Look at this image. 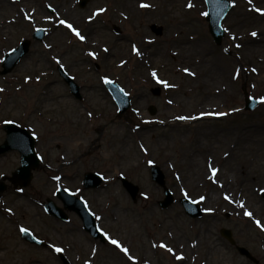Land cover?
I'll use <instances>...</instances> for the list:
<instances>
[{
	"label": "rangeland",
	"instance_id": "1",
	"mask_svg": "<svg viewBox=\"0 0 264 264\" xmlns=\"http://www.w3.org/2000/svg\"><path fill=\"white\" fill-rule=\"evenodd\" d=\"M5 1L12 4L14 20L5 30L7 35H3L4 30L0 29V61L4 52L15 47L20 40L31 39L32 29L44 27L46 36L41 42L32 40L28 55L11 73L0 75V124L12 120L32 131L37 137L36 151L41 158L40 167L33 171L34 176L26 187L14 186L4 180L8 188L0 194V264H11L16 258L18 261L14 264H29L31 259H37L38 264H63L60 254L70 264H202L210 248L221 253V264H264V215L256 211L258 217L263 218L256 227V223L239 216L229 204L241 198L239 191L245 194L239 183L244 176L240 174L242 178L235 182V188L240 187L237 190L233 185L230 190L217 189L212 184L214 178L207 174L209 168L205 166L198 177H194L197 184L192 185L184 176L186 165L182 158L184 153L193 149L197 159H202L204 153L192 147L193 143L212 145L214 141H222L227 145L234 133L245 127L260 126L264 131V99H261L264 97V78L252 75L247 63L250 54L237 47L251 39L258 24H263L264 30V23L257 22V19L255 23L252 19H264V12L258 16L255 11L256 8L264 10V0H252L251 3L249 0H230L232 7L221 25L224 37L220 44H215L208 31L204 0H201L203 12L194 7L183 14L180 12L185 25L192 27H189L191 37L207 43L212 56L219 62L229 60L227 71L231 77L229 89L225 91L213 90L218 88V79H192L184 75L182 68L187 66L186 63L174 56L170 49L180 44L177 42L185 31L177 29L179 17L173 18L170 13L158 9L147 13L144 7L136 9L135 5L133 13L129 9L115 8L114 0H88L80 8L78 0H67L64 6L71 5L69 14L73 12L78 21L73 27L81 35L87 24L85 19L90 17L91 27L102 30L99 32L101 43L93 49L85 46V42L65 26L68 23H60L65 21L58 18L64 16L61 0H36L33 9H27L25 13L17 0ZM154 4L158 5V2ZM101 8L105 11L98 12ZM237 12L241 15H236ZM226 21L234 22L230 26L231 32H228ZM236 21L243 27L241 34L234 36ZM151 24L161 26L163 34H153ZM114 25L121 29L120 34L114 31ZM55 31H58L57 37ZM142 32L146 33L148 40L141 45ZM91 38L93 40L94 36H89ZM118 45L131 50L123 63H119V57L114 55ZM133 45L139 51L140 48L146 51V65L144 59L133 51ZM57 63L68 69L81 86V100L71 96L57 75ZM149 70L156 71L158 79L149 76ZM105 77L130 96V107L122 115L117 113ZM159 80L167 81L168 86ZM156 86L161 89L158 96L151 92ZM246 96L258 100L252 111L244 109ZM97 97L106 101L107 108L91 112L89 102ZM217 103L220 104L218 113L224 115L202 112L203 107L210 108L211 104ZM151 105L156 110L152 115L148 111ZM75 112L79 114L74 116ZM114 128L116 134H112ZM262 131L255 134H264ZM138 132L146 134L149 142L146 148L140 145ZM123 137L131 142L127 153L129 162L116 167L119 148H112V143ZM3 138L0 126V140ZM69 139L80 141V145L68 149L66 159L62 160L61 154L66 148L63 142ZM225 146L218 151L224 150ZM18 160L16 153L0 156V175L10 176L18 167ZM202 161L204 166V159ZM211 163L217 169L214 174L221 171L222 161L215 157ZM152 164L161 169L164 186L170 189L174 200L164 209L158 204L165 197L163 187L151 180ZM85 172L100 174L103 178L101 185L84 189L82 179ZM225 173L228 175L230 171ZM245 176L250 177L249 174ZM121 177L138 187L134 201L123 188ZM250 180L247 183L255 185L257 196L264 204V182ZM58 186L83 200L94 215L97 227L107 234L106 243L85 234L82 222L74 212L67 211L66 221L47 215L43 208L47 199L62 208L61 201L55 196ZM207 195L213 198L209 204L201 199H206ZM18 197L31 204L30 214L20 207L14 208L13 212L4 207ZM182 197L199 203L204 210L202 217L189 218L178 202ZM110 211L118 218L115 219ZM21 227L49 243L48 246L25 241ZM221 228L229 229L236 244L247 248L255 260L240 254L221 236ZM111 240L119 241L129 253L125 254ZM54 246L63 251L56 252ZM186 249L188 259L182 262L183 258L178 257Z\"/></svg>",
	"mask_w": 264,
	"mask_h": 264
},
{
	"label": "bare ground",
	"instance_id": "2",
	"mask_svg": "<svg viewBox=\"0 0 264 264\" xmlns=\"http://www.w3.org/2000/svg\"><path fill=\"white\" fill-rule=\"evenodd\" d=\"M10 1V0H9ZM16 1V0H12ZM36 0H17L16 3L20 4V8L22 9V12L24 11L32 10L33 4ZM61 9L64 14L63 17L58 16L60 20H65L66 23L76 25L78 21L75 19V14L71 12L69 14L71 5H68V8H65V4H67V0H61ZM158 2V5H155L154 3ZM191 3L194 8H196L199 12L204 11V7L202 6L203 3L201 0H114L115 8H123L124 10L129 9L131 12L134 13V5L136 9H140L141 4H147L149 7H144L145 11L149 13L150 11H155L158 9L160 12H166L167 14H172V17H179L180 21L177 23V29L179 28L184 29L185 33H183V36L180 38V40H183L180 42V40L175 44L171 49V53L178 59L182 60L183 63H186V67L182 68V71L184 75L188 78L196 79V78H207V79H218L220 80L217 86L218 88H213V90H228L229 89V81L231 74L227 70H229L230 62H219L215 57L212 56L211 51L208 49V44L197 40L195 37H191V26H186L185 22L183 21V17L180 15V12L182 14L185 10L190 9L188 7V4ZM10 2H6L5 0H0V17L3 19L0 20V29H3L2 31L3 35H7L6 28L9 23H11L14 20V16L12 13L13 10H11ZM191 7V8H193ZM156 14V13H155ZM241 15V13L237 12L236 15ZM256 14H260V12L256 11ZM259 16V15H258ZM6 18L7 21L4 19ZM255 20L257 19V22L264 23V19H259L258 17L252 18ZM87 20V21H86ZM94 20V19H92ZM228 21V20H227ZM225 25L229 29L228 32H231L230 26L233 25L232 22H227ZM85 22L87 23L83 30V35L85 37L84 42L85 46L91 47L93 49H97L98 44H100V33L102 30H99L98 28L91 27L92 23L89 18L85 19ZM256 23V22H255ZM254 24V23H253ZM257 25V24H256ZM263 24H258L257 28L254 29L253 32L257 33L256 36L251 35V39L244 43V45H239V48H243L248 54H250L247 57V63H249L250 71L252 72V75L257 77L258 79L264 78V30L262 29ZM59 25L56 24V27ZM235 26L237 27L233 34L234 36L241 34L242 30H240L243 27L242 23H238L236 21ZM192 28V27H191ZM58 32V31H57ZM55 31V36L57 37L58 34ZM142 36L140 37L141 45L144 44L148 40V36L145 32H142ZM89 36H94V39H89ZM96 37V38H95ZM197 40V42H195ZM124 45V44H123ZM119 47L116 48V51L114 52V55L119 57V63L124 62L126 58L129 57L131 54V50L129 48H125V46L118 45ZM238 48V49H239ZM149 49V47H148ZM108 52V51H107ZM140 59H144V65L147 64V57H146V51L140 48L139 51ZM157 54H159L161 51L158 49L156 50ZM114 57V56H113ZM158 57V56H156ZM257 65V67H256ZM188 68L189 72H185L183 69ZM150 71V70H149ZM147 71L149 76H152L153 71ZM190 73H194L195 75H191ZM205 82V81H203ZM207 87V86H206ZM54 90V89H53ZM213 92V91H212ZM92 100L89 102L88 108L91 112L101 111L103 108H107L106 101L103 98L97 97V98H91ZM220 104H211L210 108L203 107L204 110L202 112L206 113H218V108ZM77 112H75L73 115L76 116ZM262 131L260 126H253V127H245L241 130H239L236 134L234 133V138L226 145L225 142H212V145L209 144H200V143H193L192 147H195L198 151L204 153V156H201L202 159H204V166L202 159L199 160L195 156L194 152L195 150L191 149V152L184 153V156L182 157L184 159V163L186 165V170L184 171V176H186V180L189 183H192V185L197 184L195 183L194 177H198V174L202 170L203 167H208L209 170L207 171V174L209 176H212L214 178V182L212 184L217 189H225L230 190L231 186L235 185V182H239V179L242 178V175L244 176L243 181L239 182L242 187L245 189V194H242L240 192V199H236L233 202H230L229 204L232 205V208L238 213L239 216L246 217L248 222L256 223L257 227V221L259 219H263L261 217H258L256 211H261V213L264 215V204L259 199L258 190L254 188L255 185L248 184L249 178L255 182V180H262L264 182V134L256 135V131ZM117 130L114 128L112 130V134H116ZM264 133V131H262ZM254 136V137H253ZM137 139L140 143V145L144 146L145 148L147 145L149 146V142L147 141L146 134L143 132L137 133ZM115 142L112 143V148L118 147L117 153L119 154V163L116 165V167H119L120 165H123L125 163H128L129 160L127 159V153L129 152L128 149H130L131 142L126 138L123 137L121 141L114 140ZM65 148V151L62 152V160L66 159V151L68 149H73L75 145H80V141L75 139H69L63 142ZM226 145V146H225ZM222 146H225L224 150H219ZM190 147V146H189ZM191 148V147H190ZM194 151V152H193ZM196 151V152H198ZM126 153V155H125ZM227 153V155H225ZM216 157L217 160L222 161V169L221 171L217 172V174H214L212 169L214 158ZM213 159V160H212ZM183 162V161H182ZM211 163V164H209ZM212 167V168H211ZM228 170L230 173V177L225 173V171ZM242 174V175H240ZM249 174V178H247L245 175ZM197 175V176H195ZM250 180V181H251ZM249 181V182H250ZM246 182V183H245ZM237 185V184H236ZM240 187L234 186V190L239 189ZM232 189V192H234ZM257 190V191H256ZM231 192V193H232ZM226 199V198H225ZM98 200V199H97ZM204 200L207 201V203H211L213 201L212 197H209L207 195V198ZM227 200V199H226ZM228 201V200H227ZM7 209H11L10 212L14 211V208L20 207L24 212L27 214H30L32 211L31 204L18 197L16 198L13 203L9 204V206H4ZM246 212H251L252 215H246ZM110 213L113 215L115 219L118 218V215L110 211ZM124 218V217H123ZM260 225V224H259ZM85 251V250H84ZM181 257L183 258L182 262H186L188 259V251L187 249L182 252ZM221 253L219 254V251L216 250V248L212 249L210 248V251L206 254L205 260L202 262V264H221ZM18 260L17 258L13 261H11V264L16 263ZM37 259H31L29 264H38Z\"/></svg>",
	"mask_w": 264,
	"mask_h": 264
},
{
	"label": "water",
	"instance_id": "3",
	"mask_svg": "<svg viewBox=\"0 0 264 264\" xmlns=\"http://www.w3.org/2000/svg\"><path fill=\"white\" fill-rule=\"evenodd\" d=\"M210 5H211V9H210V14L208 15L207 19L208 21H210V31L214 36L215 41L219 42L220 38L222 37L223 33L222 31H220L221 29L219 28V23L221 21V19L224 17L225 12L228 10L229 8V3L224 1V0H209ZM85 1L82 2V4H84ZM153 28L155 29L156 34H160L161 32V28H155V26L153 25ZM27 47H28V42L25 41L23 43H21V45L16 48L15 50H13L11 53L7 54L5 56V59L3 61V71L0 73H8L13 66L19 62V59L26 53L27 51ZM154 94H158L159 90L156 89L154 90ZM112 93L114 94L116 100L119 103L120 106V112H123L129 105V100L127 98H125L126 96L122 94V92L120 90H118L117 88H115L114 90H112ZM256 105V102H247L246 104V108H253ZM155 110L153 107L150 108V113H154ZM24 131V130H23ZM30 137V136H29ZM28 145L26 148H21L19 147L18 149L21 152V164L22 166L17 169V171L15 172V174H13L14 176H17L21 181L22 184L26 186V184L29 182L30 178H31V169L32 168H36L38 167V162L35 158L34 155V151H33V144L34 141L33 139L29 138L28 139ZM10 138H8V140L6 141V143L0 147V153L6 151L7 149H11L10 146ZM151 173H152V178L153 180L157 181L158 184L160 185H164V181H163V174L161 173V171L153 166L151 169ZM99 178L96 177L93 174H86L85 176V182H84V186L85 187H95L98 185L99 182ZM123 184L124 186L127 188L128 191H130V194L132 197H135L136 193H137V187L131 185L130 183H128L127 181L123 180ZM2 187H0L1 189ZM166 192V199L162 202H160L162 207H166L168 206L171 201V195L169 194V192L167 190H165ZM59 197L63 200L65 207L75 210L80 217L82 218V220L84 221V224L86 226V228L91 231V233H93L94 231V222L92 220V218L89 216V214H87L85 212V210L82 207V204L80 202H78L74 197L70 196V195H66V194H59ZM263 197H264V193H263ZM181 203L183 204V206L185 207V210L187 211V213L194 217V216H199L200 212H199V208L197 205H194L193 203H190L187 200H181ZM48 210L50 213H53L56 216H59L61 218H63L64 216H62V213L59 209H57L52 203H49V205H47ZM221 233L230 241V242H234L233 239H231V233L229 230H225L223 229L221 231ZM25 238L28 239L27 236H25ZM239 249V251L242 254H245L246 256H249L248 252L243 249V248H237Z\"/></svg>",
	"mask_w": 264,
	"mask_h": 264
},
{
	"label": "snow or ice",
	"instance_id": "4",
	"mask_svg": "<svg viewBox=\"0 0 264 264\" xmlns=\"http://www.w3.org/2000/svg\"><path fill=\"white\" fill-rule=\"evenodd\" d=\"M251 2H252V0H249V3H251ZM141 7H149V5H147V4H141ZM188 7L191 8V7H193V5H192L191 3H189V4H188ZM97 11H98V12H103V11H105V9L101 8V9H98ZM255 11H257V12H264V10H262V9H260V8H256ZM204 15H207V13H204ZM89 19H91V17H90ZM60 23H61V24H64V23H66V22H65V21H60ZM67 27L70 28V29H72V31L76 34V36L79 37V39H81V40H84V39H85V37H84L83 35H81L80 32H79L76 28H74L71 24H67ZM226 31H227V30H226ZM252 35H253V36H256L257 33L253 32ZM237 47H239V45H237ZM105 51H107V49H105ZM133 51H135V52H137V54H139V49L136 48L135 45H133ZM91 55L95 56L96 54H95V53H91ZM122 63H123V62H122ZM183 70H184L185 72H189V69H188V68H185V69H183ZM190 74H191V75H195L194 73H190ZM152 76H153V77H157V73H156V71H153V72H152ZM157 79H158V77H157ZM105 82H106V83H111V81H109V80L107 79V77H105ZM159 82H160L161 84H164L165 86H168L167 81L159 80ZM261 99H264V97H262ZM217 115H224V113H217ZM179 119H189V117H179ZM225 155H227V153H226ZM149 163H151V161H149ZM212 171H213V173H215V172L217 171V169H216V168H213ZM57 179H58V177H57ZM262 191H264V189H262ZM226 198H227V197H226ZM201 199H204V198L201 197ZM208 210L210 211L211 209H208ZM9 211H11V209H9ZM245 214H246V215H249V216L252 215L251 212H246ZM257 224L259 225V224H260V221H257ZM20 231H21V232H28L29 230H28L27 228L21 227ZM111 243L114 244V245H117L118 247H121V250H122L125 254H128V253H129V249H128V248H125V247H122V246L120 245L119 241H117V240H111ZM54 247H55V246H54ZM161 247H166V246H165V245H161ZM168 250H169V251H172V249H170V248H169ZM55 251H56V252H62L63 249L60 248V247H55ZM179 258H182V257H178V259H179ZM130 259H134V257H130Z\"/></svg>",
	"mask_w": 264,
	"mask_h": 264
},
{
	"label": "flooded vegetation",
	"instance_id": "5",
	"mask_svg": "<svg viewBox=\"0 0 264 264\" xmlns=\"http://www.w3.org/2000/svg\"><path fill=\"white\" fill-rule=\"evenodd\" d=\"M3 142V140H0V143Z\"/></svg>",
	"mask_w": 264,
	"mask_h": 264
}]
</instances>
